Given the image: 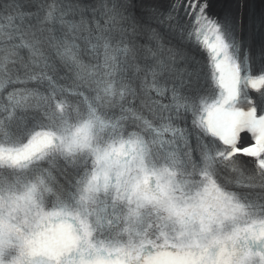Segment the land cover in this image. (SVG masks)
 Returning <instances> with one entry per match:
<instances>
[{
    "label": "snow or ice",
    "instance_id": "obj_1",
    "mask_svg": "<svg viewBox=\"0 0 264 264\" xmlns=\"http://www.w3.org/2000/svg\"><path fill=\"white\" fill-rule=\"evenodd\" d=\"M0 264H264V0H0Z\"/></svg>",
    "mask_w": 264,
    "mask_h": 264
}]
</instances>
